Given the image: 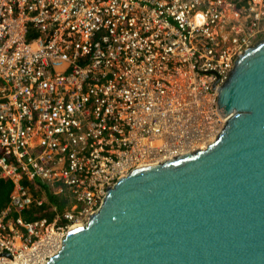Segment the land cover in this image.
Wrapping results in <instances>:
<instances>
[{
  "label": "built area",
  "instance_id": "2783aa9c",
  "mask_svg": "<svg viewBox=\"0 0 264 264\" xmlns=\"http://www.w3.org/2000/svg\"><path fill=\"white\" fill-rule=\"evenodd\" d=\"M261 35L264 0H0V264L47 261L120 177L204 146L225 125L218 87ZM25 178L70 206L25 220L44 203Z\"/></svg>",
  "mask_w": 264,
  "mask_h": 264
},
{
  "label": "water",
  "instance_id": "95a60500",
  "mask_svg": "<svg viewBox=\"0 0 264 264\" xmlns=\"http://www.w3.org/2000/svg\"><path fill=\"white\" fill-rule=\"evenodd\" d=\"M217 91L212 142L120 177L41 264H264V38Z\"/></svg>",
  "mask_w": 264,
  "mask_h": 264
},
{
  "label": "trees",
  "instance_id": "16d2710c",
  "mask_svg": "<svg viewBox=\"0 0 264 264\" xmlns=\"http://www.w3.org/2000/svg\"><path fill=\"white\" fill-rule=\"evenodd\" d=\"M22 184L29 187L33 196L44 199L42 205H33L22 212L24 219L27 221L45 217L49 222H53L72 202L66 187L63 188L61 193H53V188L40 180L31 181L25 178L22 180ZM12 189L13 184L11 181L0 179V211L7 204Z\"/></svg>",
  "mask_w": 264,
  "mask_h": 264
},
{
  "label": "bare ground",
  "instance_id": "6f19581e",
  "mask_svg": "<svg viewBox=\"0 0 264 264\" xmlns=\"http://www.w3.org/2000/svg\"><path fill=\"white\" fill-rule=\"evenodd\" d=\"M220 132V131H219ZM218 132V133H219ZM217 133V134H218ZM216 134V135H217ZM216 135L214 136L215 138H216ZM214 137H211V138H214ZM210 138V139H211ZM210 139H209V141H210ZM209 141L204 145V146H202V147H200V148H198V149H203V147L205 148V146H207L208 145V143H209ZM195 150H197V149H195ZM192 151H194V150H189V151H184L182 154H185V153H188V152H190V153H192ZM179 155V154H178ZM176 156V155H175ZM168 157H170V156H168ZM173 157V156H172ZM165 159H167V157L166 158H164V160ZM163 161V159L161 158V159H159L158 161H150V162H146V163H141L140 165H138L137 167H142V166H147V165H149V164H152V163H155V162H157V163H160V162H162ZM84 223H81V222H79V223H74L71 227H70V229H72V228H76V227H79V226H81V225H83ZM56 252V249L55 250H53V251H51L50 253H49V256L50 255H52V254H54ZM45 261L43 260V262H40V263H37V264H41V263H44ZM9 264H19V262H16L15 260L13 261V262H10Z\"/></svg>",
  "mask_w": 264,
  "mask_h": 264
},
{
  "label": "rangeland",
  "instance_id": "374dc122",
  "mask_svg": "<svg viewBox=\"0 0 264 264\" xmlns=\"http://www.w3.org/2000/svg\"><path fill=\"white\" fill-rule=\"evenodd\" d=\"M263 38H264V35H261L260 37L257 38V41H259V40H261V39H263ZM216 136H217V135H216ZM214 139H215V137H214V138H211L210 141H209V143L212 142ZM209 143H208V144H209ZM205 147H206V146H205ZM203 149H204V147H203Z\"/></svg>",
  "mask_w": 264,
  "mask_h": 264
}]
</instances>
